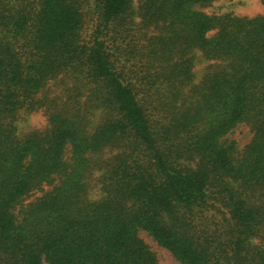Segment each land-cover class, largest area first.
Here are the masks:
<instances>
[{
    "label": "trees",
    "instance_id": "16d2710c",
    "mask_svg": "<svg viewBox=\"0 0 264 264\" xmlns=\"http://www.w3.org/2000/svg\"><path fill=\"white\" fill-rule=\"evenodd\" d=\"M212 1L0 0V264H264V18Z\"/></svg>",
    "mask_w": 264,
    "mask_h": 264
},
{
    "label": "rangeland",
    "instance_id": "374dc122",
    "mask_svg": "<svg viewBox=\"0 0 264 264\" xmlns=\"http://www.w3.org/2000/svg\"><path fill=\"white\" fill-rule=\"evenodd\" d=\"M195 10L200 11L207 16H224L230 15L235 17L245 18H264V0H214L210 4L205 6H195ZM211 32L209 35H213ZM208 63H200L195 68L197 77L196 81H199L202 75L205 73ZM96 117L92 120V125L95 124ZM47 120L43 111H36L28 115H22L17 122V132L19 136H23L33 130H42L46 128ZM228 140H233L236 143V149L241 151L243 147L250 140V133L246 126L239 125L230 134L227 135ZM39 195V194H36ZM99 197L98 188L95 187L89 192L90 199H96ZM138 237L149 247L151 252L154 253L158 264H179L170 253L159 247L145 232L139 231ZM45 264V263H43Z\"/></svg>",
    "mask_w": 264,
    "mask_h": 264
}]
</instances>
